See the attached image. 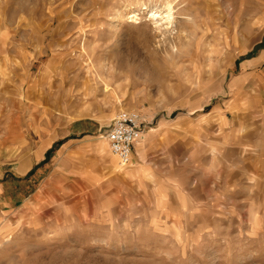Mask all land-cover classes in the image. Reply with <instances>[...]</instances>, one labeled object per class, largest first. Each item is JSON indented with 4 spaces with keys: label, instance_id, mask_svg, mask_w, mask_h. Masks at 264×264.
Wrapping results in <instances>:
<instances>
[{
    "label": "rangeland",
    "instance_id": "1",
    "mask_svg": "<svg viewBox=\"0 0 264 264\" xmlns=\"http://www.w3.org/2000/svg\"><path fill=\"white\" fill-rule=\"evenodd\" d=\"M139 1L0 0V264H264V0Z\"/></svg>",
    "mask_w": 264,
    "mask_h": 264
},
{
    "label": "built area",
    "instance_id": "2",
    "mask_svg": "<svg viewBox=\"0 0 264 264\" xmlns=\"http://www.w3.org/2000/svg\"><path fill=\"white\" fill-rule=\"evenodd\" d=\"M143 126L140 116L131 111L119 113L109 124L104 139L111 154L127 165L130 162L132 150L141 138Z\"/></svg>",
    "mask_w": 264,
    "mask_h": 264
},
{
    "label": "bare ground",
    "instance_id": "3",
    "mask_svg": "<svg viewBox=\"0 0 264 264\" xmlns=\"http://www.w3.org/2000/svg\"><path fill=\"white\" fill-rule=\"evenodd\" d=\"M176 2L177 0H171V1L166 0V1L160 2V4L156 3L155 5H152L151 7L146 9L147 12H146L145 18H147L151 26H153L152 29L154 32H158L159 34H162V32H166L169 34L172 33V31L174 30V21H175V9H174L175 6L174 5ZM140 3L141 2L138 0V2L136 3V7ZM124 15L127 16V19L129 21H133L135 23L140 20L139 15L135 11L131 10L129 7L124 8ZM162 42L164 44L167 43L165 42L164 39L162 40ZM174 48H176L175 45L170 44V50L173 51ZM118 166L121 168H125L124 165L120 164L119 162H118Z\"/></svg>",
    "mask_w": 264,
    "mask_h": 264
},
{
    "label": "crops",
    "instance_id": "4",
    "mask_svg": "<svg viewBox=\"0 0 264 264\" xmlns=\"http://www.w3.org/2000/svg\"><path fill=\"white\" fill-rule=\"evenodd\" d=\"M97 146L99 147V150H100V152L101 153H103L104 151H105V146H104V144L102 143V142H100V143H98L97 144ZM139 147H142V145H140ZM141 148L138 150V154H140L141 153ZM110 152V151H109ZM118 166V165H117ZM115 164H114V161L113 160H111L110 159V163H109V170L111 171V173H119V174H121L118 170H115ZM121 171V170H120ZM128 176H132V174H127ZM126 174H125V176H127Z\"/></svg>",
    "mask_w": 264,
    "mask_h": 264
}]
</instances>
